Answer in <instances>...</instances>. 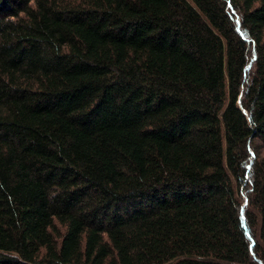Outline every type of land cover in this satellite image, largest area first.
<instances>
[{
  "label": "trees",
  "instance_id": "obj_1",
  "mask_svg": "<svg viewBox=\"0 0 264 264\" xmlns=\"http://www.w3.org/2000/svg\"><path fill=\"white\" fill-rule=\"evenodd\" d=\"M0 264H264V0H0Z\"/></svg>",
  "mask_w": 264,
  "mask_h": 264
},
{
  "label": "snow or ice",
  "instance_id": "obj_2",
  "mask_svg": "<svg viewBox=\"0 0 264 264\" xmlns=\"http://www.w3.org/2000/svg\"><path fill=\"white\" fill-rule=\"evenodd\" d=\"M239 30V29H238ZM253 58H255V57H253ZM247 203V201H245V204ZM242 212H243V209L241 210Z\"/></svg>",
  "mask_w": 264,
  "mask_h": 264
}]
</instances>
